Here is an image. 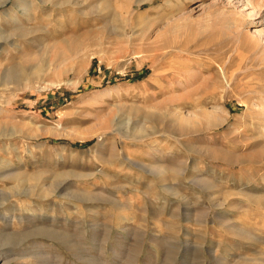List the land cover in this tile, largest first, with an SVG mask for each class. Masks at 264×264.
<instances>
[{"label": "rangeland", "instance_id": "374dc122", "mask_svg": "<svg viewBox=\"0 0 264 264\" xmlns=\"http://www.w3.org/2000/svg\"><path fill=\"white\" fill-rule=\"evenodd\" d=\"M138 1L0 0V264H264V0Z\"/></svg>", "mask_w": 264, "mask_h": 264}, {"label": "bare ground", "instance_id": "6f19581e", "mask_svg": "<svg viewBox=\"0 0 264 264\" xmlns=\"http://www.w3.org/2000/svg\"><path fill=\"white\" fill-rule=\"evenodd\" d=\"M142 1H146V0H139L138 2H136L137 4H142L143 2ZM152 1V0H150ZM170 1V0H169ZM249 0H247L248 2ZM252 1V0H251ZM5 2V0H4ZM26 2V1H25ZM24 2V3H25ZM51 2V0H42V3L43 4H49ZM3 5V4H2ZM19 5V4H18ZM17 5V6H18ZM23 6V15H25L27 18H29L31 15H30V11L32 9L31 5H29V3H25ZM132 7V5L130 6V8ZM132 9V8H131ZM128 12V10L126 11ZM12 13V11H11ZM129 13V12H128ZM7 14V13H6ZM13 14V13H12ZM8 15L9 16V19L12 20V22L14 23V28H12V30H18V29H21V27H23L22 24L19 23V21L17 20V18L15 17L16 14H14L15 16L13 15ZM127 14V13H126ZM125 17V16H124ZM129 19V18H128ZM125 21H126V18H125ZM135 24L139 25V26H148L151 24V19L145 15V16H138L136 19H135ZM1 26V25H0ZM13 32H16V31H13ZM20 32V31H19ZM124 34H126V29H124ZM16 34L15 33H6L1 27H0V40H4L6 42H9L10 43V40L11 38H15ZM14 49L15 50H20L21 47L18 46V45H15L14 46ZM19 53V52H18ZM14 56V55H13ZM10 57H8L9 59ZM7 59V58H6ZM10 60V59H9ZM9 66V65H8ZM5 68V66L3 67ZM3 68H0V73L1 71L3 70ZM263 105V104H262ZM258 116H263L264 117V107H261L260 110H258V113H257ZM197 116V115H196ZM202 116H206V121L209 120L210 122H215L217 121V116H214V115H211L207 113H205V115L203 114ZM199 117V115H198ZM203 118V117H202ZM189 120L187 118L184 117V113L182 114V117H181V122H188ZM260 121V120H258ZM202 122V121H201ZM222 122V121H221ZM264 122V121H263ZM221 124V123H220ZM263 131H264V127H263ZM140 134V133H139ZM145 137V136H143ZM258 145V144H257ZM256 148V147H255ZM214 150V149H213ZM252 150V148H251ZM214 153V152H213ZM218 154H220L219 152H217V156ZM221 155V159H225L224 161H228V163L230 164H233L234 165H239V164H246V163H263L264 164V142L261 144V147L259 150L255 151L254 153L252 152H248V153H243V154H240L239 156L238 155H233V156H226V155H223V154H220ZM131 161V160H130ZM8 177V176H7ZM4 195V194H3ZM7 200V198L5 199ZM2 201V199H1ZM10 235V234H9ZM16 235V234H15ZM17 236V235H16ZM12 238V237H11Z\"/></svg>", "mask_w": 264, "mask_h": 264}]
</instances>
